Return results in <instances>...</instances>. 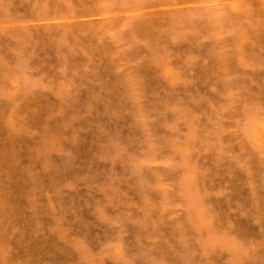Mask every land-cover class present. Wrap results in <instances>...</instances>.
<instances>
[{
    "label": "rangeland",
    "instance_id": "1",
    "mask_svg": "<svg viewBox=\"0 0 264 264\" xmlns=\"http://www.w3.org/2000/svg\"><path fill=\"white\" fill-rule=\"evenodd\" d=\"M0 264H264V0H0Z\"/></svg>",
    "mask_w": 264,
    "mask_h": 264
}]
</instances>
